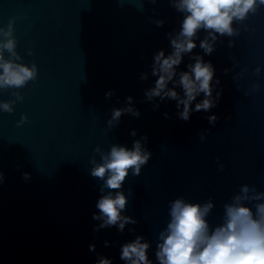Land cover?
<instances>
[{"label": "water", "instance_id": "obj_1", "mask_svg": "<svg viewBox=\"0 0 264 264\" xmlns=\"http://www.w3.org/2000/svg\"><path fill=\"white\" fill-rule=\"evenodd\" d=\"M13 17L19 62L35 63L38 76L21 89L0 90V101L14 100L13 91L24 97L12 113L0 110V264H96L101 256L125 264L121 245L137 235L150 241L148 256L157 264L169 201L211 198L215 207L207 219L215 227L241 185L264 191V6L234 23L239 34L219 38L211 55L198 46L203 31L193 52L183 54L166 91L175 87L183 96L176 81L196 54L215 67L220 84L214 83L213 97L222 90L216 107L193 112L188 121L178 118L176 100L146 96L158 78L154 54L173 51L166 34L174 36L183 20L169 0H0V27ZM160 19L162 27L154 23ZM129 96L140 116L126 113L110 129L111 110L126 107ZM212 114L219 118L215 125L207 120ZM23 115L28 119L18 126ZM145 135L152 157L123 185L128 204L122 215L137 223L123 232L94 231L101 223L92 219L96 203L108 191L90 175V161L100 160L94 149L131 148Z\"/></svg>", "mask_w": 264, "mask_h": 264}, {"label": "clouds", "instance_id": "obj_2", "mask_svg": "<svg viewBox=\"0 0 264 264\" xmlns=\"http://www.w3.org/2000/svg\"><path fill=\"white\" fill-rule=\"evenodd\" d=\"M141 2V0H137ZM157 0H151L156 3ZM176 11L183 14V20L179 31L173 36L166 35L170 39L172 52L165 55L163 49L154 54L152 75L158 76L155 86L146 92L148 99L153 97L170 98L177 101L178 118L188 121L193 112H209L216 107L221 97L222 90L213 97L214 83L220 84L215 79V67L210 61L196 54L192 57L194 63L187 65L188 71L179 74L176 84L182 88L183 96L175 87L168 89L169 82L173 81L177 69L183 61V54L192 53L197 47L198 33H206L203 39H199V48L205 55H211L215 51L219 38L233 37L239 34V29L234 23L243 24L250 15H254L264 6V0H169ZM141 10H143L141 8ZM15 17L10 18L7 27H0V90L21 89L29 81H35L38 76V68L35 63L31 66L19 62L22 57L16 51V38L14 33ZM158 27H162L165 21L155 20ZM232 42H229V47ZM5 52L9 55L6 58ZM32 52H29L31 55ZM225 74L229 71L225 69ZM256 73L260 68H256ZM142 79L145 77L142 76ZM255 85L254 89H258ZM203 94V99L193 102ZM14 100L0 101V110L12 113L17 101L22 102L24 97L19 91H13ZM113 90L105 93L109 98ZM127 106L113 108L111 118L107 121L111 129L120 122L122 115L129 113L139 117V110L132 107V97H127ZM158 107V105H157ZM165 118L168 113H164ZM23 115L18 121V126L27 121ZM215 114L207 116L209 124L215 125L218 120ZM131 136L137 135L132 130ZM201 139H204L201 136ZM148 137L142 136L133 141L131 148L113 144L110 150L104 152L99 146L94 149L100 157L95 156L90 161L93 165L90 175L103 181L100 191L106 194L100 196L96 203L97 213L93 220L101 221L94 226V231L102 228L117 227L124 231L127 224H136L131 217L122 215L126 211L128 197L123 191L126 178L131 173L139 176L141 169L152 157L147 149ZM219 163V158H217ZM222 170L224 165L220 164ZM25 180L30 178V173H23ZM4 181V174L0 172V183ZM252 205V206H249ZM215 204L211 198L206 202H190L182 196L169 201V221L166 228L160 233L156 245L155 258L157 264H264V191H258L254 185H241L237 194L231 197L230 202L223 205V221L212 227L207 217L211 214ZM134 231V229H133ZM105 246L109 242L105 240ZM151 247L150 241L142 235H137L134 240L121 245L120 259L125 264H153L148 256ZM96 245L90 244L89 251L95 252ZM96 264H113L108 257H99Z\"/></svg>", "mask_w": 264, "mask_h": 264}]
</instances>
